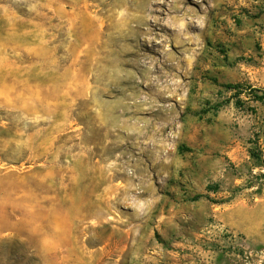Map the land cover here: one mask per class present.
I'll list each match as a JSON object with an SVG mask.
<instances>
[{
    "label": "rangeland",
    "instance_id": "rangeland-1",
    "mask_svg": "<svg viewBox=\"0 0 264 264\" xmlns=\"http://www.w3.org/2000/svg\"><path fill=\"white\" fill-rule=\"evenodd\" d=\"M259 95L264 0H0V264H264Z\"/></svg>",
    "mask_w": 264,
    "mask_h": 264
},
{
    "label": "trees",
    "instance_id": "trees-1",
    "mask_svg": "<svg viewBox=\"0 0 264 264\" xmlns=\"http://www.w3.org/2000/svg\"><path fill=\"white\" fill-rule=\"evenodd\" d=\"M227 88H230V89H238L239 87H240V85H238V84H232V83H230V84H227V85H225ZM237 92H240L239 90L237 91ZM258 98L259 99H264V95H259L258 96ZM204 195H202V194H199V195H196L195 197H194V199H199V198H201V197H203Z\"/></svg>",
    "mask_w": 264,
    "mask_h": 264
},
{
    "label": "crops",
    "instance_id": "crops-1",
    "mask_svg": "<svg viewBox=\"0 0 264 264\" xmlns=\"http://www.w3.org/2000/svg\"><path fill=\"white\" fill-rule=\"evenodd\" d=\"M89 25H90L91 28H94V29H95V26L92 24V22H90ZM94 31H95V30H94ZM94 31H93V32H94Z\"/></svg>",
    "mask_w": 264,
    "mask_h": 264
}]
</instances>
